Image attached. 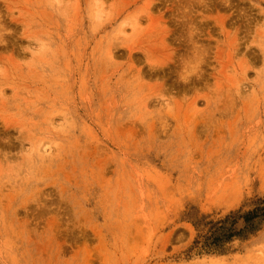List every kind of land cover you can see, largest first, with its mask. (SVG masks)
Segmentation results:
<instances>
[{
  "label": "rangeland",
  "instance_id": "rangeland-1",
  "mask_svg": "<svg viewBox=\"0 0 264 264\" xmlns=\"http://www.w3.org/2000/svg\"><path fill=\"white\" fill-rule=\"evenodd\" d=\"M258 199L264 0H0V264H264L192 248Z\"/></svg>",
  "mask_w": 264,
  "mask_h": 264
},
{
  "label": "trees",
  "instance_id": "trees-1",
  "mask_svg": "<svg viewBox=\"0 0 264 264\" xmlns=\"http://www.w3.org/2000/svg\"><path fill=\"white\" fill-rule=\"evenodd\" d=\"M243 219V225L238 227V222ZM264 221V199H258L256 206L245 213L232 212L224 219L207 221L209 232L194 241L192 248L207 252L226 253L227 244L235 238L247 239L251 234L260 229Z\"/></svg>",
  "mask_w": 264,
  "mask_h": 264
}]
</instances>
